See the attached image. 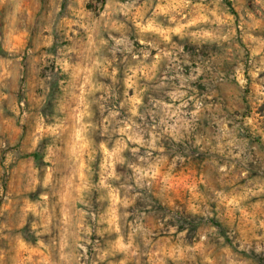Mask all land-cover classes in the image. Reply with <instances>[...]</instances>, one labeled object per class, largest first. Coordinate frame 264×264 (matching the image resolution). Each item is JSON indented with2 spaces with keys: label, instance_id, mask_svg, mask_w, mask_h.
I'll list each match as a JSON object with an SVG mask.
<instances>
[{
  "label": "rangeland",
  "instance_id": "obj_1",
  "mask_svg": "<svg viewBox=\"0 0 264 264\" xmlns=\"http://www.w3.org/2000/svg\"><path fill=\"white\" fill-rule=\"evenodd\" d=\"M0 264H264V0H0Z\"/></svg>",
  "mask_w": 264,
  "mask_h": 264
}]
</instances>
